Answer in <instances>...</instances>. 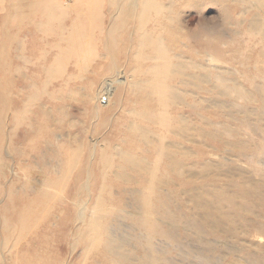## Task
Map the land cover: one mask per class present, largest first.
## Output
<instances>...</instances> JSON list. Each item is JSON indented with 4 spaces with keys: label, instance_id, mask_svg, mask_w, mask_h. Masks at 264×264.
<instances>
[{
    "label": "rangeland",
    "instance_id": "obj_1",
    "mask_svg": "<svg viewBox=\"0 0 264 264\" xmlns=\"http://www.w3.org/2000/svg\"><path fill=\"white\" fill-rule=\"evenodd\" d=\"M127 3L128 0H111L110 2L109 0H92V2L91 0H0V141L2 143H0V159L2 160L0 161V264H13L14 261L16 264H149L148 261L151 256L155 259L158 258L157 260L159 261L157 262L159 264H264V242H262L264 241V238H262L264 237V206H262V204L264 205V189H261L264 188V0H139L137 9H140L138 12L128 9ZM69 4L72 5L70 6ZM143 8L147 9L145 16L146 23L144 24L146 27L143 30H137V25H135L133 28L131 26L126 29V22H132L134 19L137 20V16L141 15ZM148 10L151 12H148ZM101 13L102 16L100 15ZM18 14L19 16H17ZM100 16L102 17L100 19L101 22L99 21ZM91 18L92 20H90ZM119 20L121 21L119 22ZM124 21L126 22L124 23ZM123 23L124 30L121 29ZM83 24L85 27H82ZM91 27L95 28L91 29ZM83 28L85 31H83ZM109 29H114L115 31H109ZM73 30H77V32H72ZM107 32H109V38L107 37ZM80 33H84L85 35ZM158 36L160 37L159 39ZM177 40L181 42L179 43ZM114 42L117 43L114 44ZM80 43L81 45H79ZM84 45L85 47H83ZM132 49H136L135 52ZM152 50L153 52H151ZM138 51L141 52L139 53ZM209 54L215 56L221 64H211L208 61ZM66 56L69 57L67 58ZM163 56L167 61L163 59ZM182 57L183 59H181ZM78 58L79 60H77ZM113 59H116L118 62L120 61L122 65L121 69L125 83H116L113 89L114 93L112 92L110 94L111 97L109 96L108 101L105 103L103 100L101 101L102 95L99 96L98 89L105 78L107 80V78L112 76L113 72L110 70V63H113ZM179 59L184 61L182 62ZM192 59L195 66L192 65ZM139 61H142V65ZM168 61L172 62L171 66L166 64ZM88 62L90 63L88 64ZM160 63L165 65L162 64L163 66H160ZM199 63L203 65V68H201L202 66ZM182 66L185 67V70ZM152 67L156 68L153 69ZM162 67H166V69H162ZM159 68L160 71H157ZM142 69L146 71L142 73ZM169 69L171 70L168 71ZM177 69H179V72L176 71ZM164 70H167V72L165 71L166 73H163ZM183 71L184 73L182 75L181 72ZM152 72L156 73V77L160 75V80H156ZM179 73L181 76H179ZM151 75L153 80L150 78ZM188 75L190 79L186 78V76L189 77ZM205 76L207 79H210V82H208L209 80ZM143 77L145 78L143 79ZM218 77L222 78V81ZM216 79L218 80L216 81ZM156 81H160V85L157 82L160 86L157 85L160 88L159 90L155 86ZM162 81L165 82L162 84ZM220 81L223 83H219ZM130 82L134 84H130ZM183 82L184 84H182ZM195 83H197L196 86ZM216 83L218 84L216 85ZM238 83L242 84L243 87L240 84L242 88L234 85ZM134 85L138 89L136 87L134 88ZM163 85H167L164 87L166 89H161ZM225 85L228 88H225ZM152 86L156 87V90L160 92L153 90L155 88ZM174 86L177 87V91ZM247 88L248 91L252 88L251 90L253 91L250 92L254 95L251 93V96ZM261 88L263 93H261ZM168 89L170 92L166 91ZM171 89L176 91H174L176 95L171 94ZM179 89L180 96L177 94ZM214 89L217 90L215 91ZM228 89L233 93L231 94ZM234 89H238L239 91L237 90V92ZM133 90H136L137 93ZM162 90L165 92L167 96L165 98L168 100L164 98V93L161 94ZM155 93L160 94L157 95ZM234 93L237 96H234ZM150 95H152V99L149 98ZM170 95L176 96V98L174 97V103L172 100L170 101L172 99ZM240 95L243 98H240ZM155 96L158 101L154 98ZM236 97H239V99L237 100ZM243 99L244 101H242ZM138 100L139 102H137ZM212 100L215 102H212ZM163 101L165 102L162 103V106H159ZM248 101L250 102L248 103ZM152 102L155 103L154 106ZM236 104L237 107L235 108ZM156 106H159V108H156ZM143 108L148 110H144ZM224 108L226 109L224 110ZM134 109L137 111L132 116L130 114H133ZM152 110L153 113L156 112L154 113L156 116L150 113ZM223 111L225 112L223 113ZM162 112H165V116H168L170 113V116H168L170 120L165 116L163 117ZM245 112L246 114H244ZM219 113L221 117L218 115ZM178 114L182 118L188 117L185 118L186 122L184 121L187 128L190 129L192 127L194 129L193 125L197 126L195 127L196 130L192 129L193 132L195 131L194 133L191 132V129H186L183 126L184 124L181 125L177 121L180 118ZM157 115H159V121L156 120ZM140 116L143 118L146 116L145 118L147 119H143ZM152 116L154 121L151 120ZM171 116L173 117L171 118ZM195 117L197 118L195 119ZM173 118L174 121H172ZM192 119H195L194 123H192ZM160 120H162L161 124H158ZM204 120L209 125L205 124ZM190 121H192L191 125H189ZM163 124L164 126H162ZM171 125L174 126L171 127ZM176 125L178 128H173ZM228 125H230V128H227L229 127ZM169 127H171L170 130L168 129ZM109 129L111 131H108ZM199 130L201 133L198 132ZM163 131L167 133L165 134ZM205 132L206 134H204ZM210 133H212V137L209 136ZM131 134L132 136H130ZM182 136H187L186 140ZM128 137L129 139H126ZM243 137L245 140H243ZM162 139L166 141L164 140L163 142ZM108 140L109 144L106 142ZM92 142L93 145H91ZM106 146L110 147L108 148ZM182 146L184 150L181 151ZM146 147L148 149L144 150ZM248 147L252 148L249 149ZM204 150L205 153L203 155ZM188 152H191V154L188 155ZM236 152L238 153V158L235 156L237 154ZM157 153L160 154L158 155ZM127 158L128 161L126 160ZM243 158L245 159L244 162L242 160ZM240 159L242 161H239ZM130 160H133L135 166L129 162ZM136 160L138 161L137 163H135ZM127 162L128 164H126ZM217 162L218 164L221 163L222 167L220 164H217L218 167H214ZM231 165L235 166L231 167ZM140 166L141 169H138ZM210 166L212 167L210 168ZM228 167L234 169L230 170ZM142 168L144 171H142ZM217 169H220V173H225L220 175ZM228 171L231 172L229 173ZM237 172L241 174L239 175L243 179L238 174L236 175ZM64 173L65 176H63ZM117 173H120V176ZM212 173V176L216 175L217 177L211 178ZM139 174L142 175L140 176ZM156 174L158 175L157 178L155 177L157 176ZM207 175L208 177H206ZM190 176L192 180H189ZM62 177L63 183L61 184ZM122 178L124 179L122 180ZM150 179H153L151 180L152 183ZM194 179L198 180L195 181ZM184 180L187 181L185 182ZM58 181L60 183H56ZM245 181L247 182L245 183L247 186H244L245 184L243 182ZM249 181L254 184L249 183ZM203 183L204 185L201 186ZM255 183L261 184L260 186L263 184V187ZM197 185L200 190H198ZM214 185L218 186L215 187ZM254 187L256 189H253ZM213 189L217 191L221 190L222 193L226 192L225 194L229 196H235V200L228 199L229 201L224 200L222 202V207L225 206L223 210L227 214L224 215L225 217L219 211L217 213L214 211L216 204H218L216 203L218 196H216L217 191L215 190V192ZM210 191L211 193H209ZM173 192L175 193L172 194ZM239 192H243L244 195H241ZM13 193L14 196H12ZM179 194L181 195L179 196ZM14 197L15 199L13 201L11 198ZM159 197L162 198L160 199ZM176 198L182 200H177ZM256 198L258 200H255ZM259 198L261 199L259 200ZM212 199L216 201L213 202ZM9 200H11V204ZM30 201L31 203H28ZM140 201L142 202L140 203ZM154 202L156 203V206H154L156 209L153 207V204L155 205ZM160 202H163V207ZM207 202H212V205L214 203L216 204L212 206ZM234 202H239L244 209H241L242 206L239 207ZM242 202L246 203L243 205ZM22 203L24 204L21 205ZM49 203L51 206H48L50 205ZM147 205L154 213L152 212L151 214V211L147 209ZM207 205L209 206L206 207ZM21 206L23 207V211L20 210L22 208ZM27 206L30 208H27ZM165 206L166 210L169 209L172 212L176 210L174 213L170 211L164 212ZM5 207H8L9 210ZM47 207H49L48 210L46 209ZM37 208L41 210L38 211ZM142 208L147 210H142ZM183 209L185 214H183ZM235 209L238 210V212L236 211L237 213H234ZM3 210H6L5 213ZM24 211L27 212L26 217ZM159 211L162 213L159 214ZM79 212L83 214L81 220L79 218L81 213ZM101 213L103 215L102 219L99 220L102 226L101 231L107 232L118 243L121 252L122 250L124 251L122 254L125 253V256H127L125 257V259L128 258L127 261L123 258V255L120 258L115 255L113 256L105 250L104 242L107 237L102 232L98 233L95 242H99L96 243V246L91 245L94 242L87 244V237L90 239V234H93L91 233L92 231L88 233L85 229L88 226V221L92 220L93 216ZM165 213L170 214H166L167 216H165ZM245 213L248 214L246 215ZM34 214L37 216H34ZM134 214L139 215L137 217ZM172 214L175 215L173 216ZM178 214L183 215L179 216ZM209 214H212V217ZM214 214L216 217L213 216ZM133 215L136 217H133ZM5 216L10 217L9 219L11 221H8V217L6 218ZM209 217L214 222H210L208 220ZM217 217H219L218 219L220 221L216 219ZM240 217L243 219L241 220ZM201 218L207 220L203 221ZM139 221L142 225H139ZM142 221L144 222L142 223ZM217 221L218 223H216ZM249 221L253 224L251 225ZM7 222H10L11 225ZM151 223L156 226L155 229L158 232L162 229L167 235L164 232L162 234L161 231L159 233L155 231L154 234L153 231L146 228ZM199 223L201 224L200 227ZM247 223L248 225L246 227ZM145 224L146 226H143ZM19 225L21 230L19 229ZM37 225L39 226L38 228ZM234 225H240L242 229L239 226H237V229ZM232 226L236 231L232 230ZM8 229L9 231H7ZM148 230L149 232H146ZM151 232L152 235H150ZM11 233L12 235L10 236ZM17 238L18 240H16ZM17 241L18 243H16ZM149 242H151V246H149ZM18 254L20 255L18 256ZM117 260L119 262H116ZM157 262L155 261L156 264H158Z\"/></svg>",
    "mask_w": 264,
    "mask_h": 264
},
{
    "label": "bare ground",
    "instance_id": "obj_2",
    "mask_svg": "<svg viewBox=\"0 0 264 264\" xmlns=\"http://www.w3.org/2000/svg\"><path fill=\"white\" fill-rule=\"evenodd\" d=\"M66 1H67V0H66ZM98 1H100V0H98ZM110 1H111V0H109V2H110ZM112 1H113V0H112ZM143 1H144V0H143ZM91 2H92V0H91ZM121 2H122V1H121ZM138 2H139V0H128V3H127V4H128V9H130V10L132 9L133 11H135V12L137 11V12H138V10L140 9V8L137 9V7H138ZM66 3H67V2H66ZM155 3H156V2H155ZM159 3H160V2H159ZM190 3H192V2H190ZM44 4H45V3H44ZM90 4H91V3H90ZM65 5H66V4H65ZM69 5H70V4H69ZM71 5H72V4H71ZM71 5H70V6H71ZM90 6H91V5H90ZM94 6H95V5H94ZM98 6H99V4H98ZM100 6H101V5H100ZM145 6H146V5H145ZM85 7H86V6H85ZM105 7H106V6H105ZM107 7H108V6H107ZM164 7H165V6H164ZM183 7H184V6H183ZM74 8H75V7H74ZM92 8H93V7H92ZM108 8H109V7H108ZM145 8H146V7H145ZM90 9H91V7H90ZM43 10H45V9H43ZM79 10H80V9H79ZM100 10H101V9H100ZM100 10H99V11H100ZM115 10H116V9H115ZM118 10H119V9H118ZM80 11H81V10H80ZM90 11H91V10H90ZM90 11H87V12H90ZM45 12H46V11H45ZM73 12H74V11H73ZM148 12H151V11L148 10ZM39 13H40V12H39ZM110 13H111V12H110ZM146 13H147V9H144V8H143V11H142L141 15H140V16H137V20L134 19V21H132V22H130V21H127V22L124 21V23L126 22V29H127L128 27L130 28L131 26H132V28H133V27H135V25H137V27H136L137 30H138V29L143 30L144 27H146V26H144V24L146 23V21H145V20H146V19H145ZM45 14H46V13H45ZM95 14H96V13H95ZM116 14H117V13H116ZM148 14H149V13H148ZM148 14H147V16H148ZM180 14H181V13H180ZM86 15H87V14H86ZM90 15H91V13H90ZM100 15L102 16V13H101ZM108 15H109V14H108ZM108 15H107V16H108ZM113 15H114V14H113ZM17 16H19V14H18ZM22 16H23V15H22ZM81 16H82V14H81ZM101 16H100V18L98 17V18H99V21H100V19L102 18ZM110 16H111V15H110ZM120 16H121V15H120ZM179 16H180V15H179ZM38 17H39V16H38ZM74 17H75V15H74ZM90 17H92V16H90ZM113 17H114V16H113ZM18 18H19V17H18ZM114 18H115V17H114ZM169 18H170V17H169ZM108 19H109V18H108ZM112 19H113V18H112ZM19 20H20V19H19ZM19 20H17V21H19ZM90 20H92V18H91ZM114 20H116V19H114ZM86 21H87V20H86ZM107 21H108V20H107ZM120 21H121V20H119V22H120ZM100 22H101V21H100ZM111 22L113 23V21H111ZM115 22H116V21H115ZM56 23H57V22H56ZM75 23H76V22H75ZM91 23H92V22H91ZM91 23H90V25H91ZM94 23H95V21H94ZM97 23H98V22H97ZM124 23H123V25H122V27H121L122 30H124ZM76 24H77V23H76ZM85 24H86V23H85ZM100 24H101V23H100ZM110 24H111V23H110ZM110 24H109V25H110ZM48 25H49V24H48ZM72 25H73V24H72ZM95 25H96V24H95ZM113 25H115V24L113 23ZM80 26H81V25H80ZM86 26H87V25H86ZM42 27H43V25H42ZM82 27H85L84 24H83ZM82 27H81V28H82ZM98 27H99V26H98ZM70 28H72V27H70ZM77 28H78V27H77ZM81 28H80V29H81ZM94 28H95V27H94ZM94 28L91 27V29H94ZM110 28H112V27H110ZM114 28H115V27H114ZM117 28H118V27H117ZM162 28H163V27H162ZM152 29H153V28H152ZM81 30H82V29H81ZM107 30H108V29H107ZM110 30H114V29H109V31H110ZM137 30H136V32H137ZM65 31H66V30H65ZM74 31H75V30H73L72 32H74ZM83 31H85L84 28H83ZM90 31H91V30H90ZM93 31H94V30H93ZM98 31H99V29H98ZM114 31H115V30H114ZM72 32H71V33H72ZM76 32H77V30L75 31V33H76ZM104 32H105V31H104ZM112 32H113V31H112ZM112 32H111V34H112ZM139 32H140V31H139ZM89 33H90V32H89ZM108 33H109V32L106 33V34H107V37L109 36ZM68 34H69V33H68ZM80 34H84V33H80ZM86 34H87V33H86ZM99 34H101V33H99ZM173 34H174V33H173ZM180 34H181V33H180ZM73 35H74V34H73ZM84 35H85V34H84ZM136 35H138V34H136ZM149 35H151V34L149 33ZM81 36H82V35H81ZM155 36H156V34H155ZM159 36H160V35H159ZM159 36H158V39L161 37V36H160V37H159ZM58 37H59V36H58ZM111 37H112V36H111ZM137 37H138V36H137ZM144 37H145V36H144ZM96 38H97V37H96ZM104 38H105V37H104ZM108 38H109V37H108ZM148 38H149V37H148ZM162 38H163V37H162ZM58 39H59V38H58ZM145 39H146V38H145ZM67 40H68V39H67ZM80 40H82V39H80ZM83 40H84V39H83ZM112 40H114V39L112 38ZM148 40H149V39H148ZM87 41H88V40H87ZM97 41H99V40H97ZM106 41H107V40H106ZM177 41H179V40H177ZM77 42H78V41H77ZM109 42H110V41H109ZM139 42H140V41H139ZM161 42H162V41H161ZM180 42H181V41H179V43H180ZM84 43H86V42H84ZM112 43H113V42H112ZM115 43H117V42H114V44H115ZM87 44H88V43H87ZM98 44H99V43H98ZM137 44H138V43H137ZM149 44H150V43H149ZM67 45H68V44H67ZM75 45H78V44H75ZM79 45H81V43H80ZM86 46H87V45H86ZM93 46H94V45H93ZM93 46H92V47H93ZM113 46H114V45H113ZM113 46H112V47H113ZM135 46H136V45H135ZM141 46H142V45H141ZM146 46H147V44H146ZM151 46H152V45H151ZM162 46H163V45H162ZM75 47H76V46H75ZM83 47H85V45H84ZM136 47H138V46H136ZM144 47H145V44H144ZM153 47H154V46H153ZM59 48H60V47H59ZM68 48H69V47H68ZM90 48H91V46H90ZM93 48H95V47H93ZM134 48H135V47H134ZM134 48H133V49H134ZM166 48H167V47H166ZM74 49H76V48H74ZM82 49H83V48H82ZM133 49H132V50H133ZM143 49H144V48H143ZM145 49H146V47H145ZM91 50H93V49H91ZM100 50H101V49H100ZM106 50H107V49H106ZM113 50H114V49H113ZM135 50H136V49H135ZM135 50H133V52H135ZM155 50H156V49H155ZM170 50H171V49H170ZM66 51H67V49H66ZM82 51H83V50H82ZM87 51H88V49H87ZM110 51H111V50H110ZM162 51H163V50H162ZM171 51H172V50H171ZM64 52H65V51H64ZM70 52H71V51H70ZM99 52H102V51H99ZM136 52H137V51H136ZM138 52H139V51H138ZM140 52H141V51H140ZM140 52H139V53H140ZM151 52H153V50H152ZM155 52H157V51H155ZM165 52H166V51H165ZM65 53H66V52H65ZM148 53H149V52H148ZM161 53H162V52H161ZM72 54H73V53H72ZM72 54H71V55H72ZM107 54H108V53H107ZM141 54H142V53H141ZM150 54H151V53H150ZM159 54H160V53H159ZM164 54H165V53H164ZM51 55H52V54H51ZM80 55H81V53H80ZM156 55H157V54H156ZM161 55H163V54H161ZM166 55H167V54H166ZM180 55H181V54H180ZM183 55H184V54H183ZM183 55H182V56H183ZM103 56H104V55H103ZM144 56L146 57V55H144ZM148 56H149V55H148ZM151 56L153 57V55H151ZM164 56H165V55H164ZM164 56H163V59H164ZM172 56H173V55H172ZM176 56H177V54H176ZM66 57H67V56H66ZM68 57H69V56H68ZM68 57H67V58H68ZM79 57H80V56H79ZM87 57H88V56H87ZM107 57H108V56H107ZM130 57H131V56H130ZM132 57H133V56H132ZM184 57H185V56H184ZM208 57H209V60H208V61H209L211 64H213V65L221 64V62H220L215 56L209 54ZM67 58H66V59H67ZM72 58H73V57H72ZM76 58H77V56H76ZM98 58H99V57H98ZM102 58H103V57H102ZM102 58H101V59H102ZM168 58H169V57H168ZM177 58H178V56H177ZM188 58H189V57H188ZM130 59H131V58H130ZM134 59H135V58H134ZM134 59H132V60H134ZM146 59H147V58H146ZM154 59H155V54H154ZM154 59H153V61H154ZM160 59H161V58H160ZM160 59H159V60H160ZM181 59H183V57H182ZM63 60H64V58H63ZM77 60H79V58H78ZM85 60H86V59H85ZM87 60L89 61V59H87ZM107 60H109V59H107ZM151 60H152V59H151ZM164 60H166V59H164ZM176 60H177V59H176ZM179 60H180V59H179ZM116 61H117L116 59H113V63H110V66H111V69H110V70L113 72V73H112V76H111L110 78H107V80H106V78H105V80L103 81L102 85H101L100 88L98 89V92L100 93L99 96L102 95V96H101V101L103 100L105 103L108 101L110 94L114 91V90H113V89H114V85H116V83H117V84H124V83H125V80L123 79L122 69H121V66H122V65L120 64V61H119V62H118V61L116 62ZM146 61H147V60H146ZM166 61H167V60H166ZM180 61H182V60H180ZM180 61H179V62H180ZM183 61H184V60H183ZM183 61H182V62H183ZM197 61H198V60H197ZM199 61H200V60H199ZM206 61H207V60H206ZM222 61H223V60H222ZM135 62H136V60H135ZM139 62H140V61H139ZM141 62H142V61H141ZM141 62H140V63H141ZM147 62H148V61H147ZM155 62H156V61H155ZM164 62H165V61H164ZM168 62H169V61H168ZM168 62H167L166 64L171 66V63H172V62L170 61L169 64H168ZM182 62H180V63H182ZM77 63H78V62H77ZM82 63H83V62H82ZM89 63H90V62H88V64H89ZM150 63H151V62H150ZM158 63H159V62H158ZM185 63H187V62H185ZM190 63H191V60H190ZM192 63H193L192 65L195 66V65H194V61H193V59H192ZM196 63H197V62H196ZM79 64H80V63H79ZM131 64H132V63H131ZM162 64H163V63H162ZM162 64L160 63V66H161ZM174 64H175V63H174ZM177 64H178V63H177ZM202 64H204V63H202ZM224 64H225V62H224ZM63 65H64V64H63ZM81 65H82V64H81ZM108 65H109V64H108ZM132 65H133V64H132ZM134 65H135V63H134ZM136 65H137V64H136ZM141 65H142V63H141ZM149 65H150V64H149ZM163 65H165V64H163ZM163 65H162V66H163ZM181 65H182V64H181ZM181 65H180V67H181ZM183 65H184V64H183ZM192 65H190V66L193 67ZM197 65H198V64H197ZM199 65L202 66L201 68H203V65H201L200 63H199ZM199 65H198V66H199ZM209 65H210V64H209ZM77 66H79V65H77ZM138 66H139V65H138ZM151 66H154V65H151ZM155 66H156V64H155ZM157 66H158V64H157ZM178 66H179V65H178ZM200 66H199V67H200ZM205 66H206V65H205ZM56 67H57V66H56ZM63 67H64V66H63ZM80 67H81V66H80ZM158 67H159V66H158ZM182 67H184V66H182ZM212 67H213V66H212ZM84 68H85V67H84ZM84 68H83V69H84ZM109 68H110V67H109ZM152 68L154 69V68H156V67H152ZM160 68H161V67H160ZM160 68H159V70H157V71H160ZM167 68H168V66H167ZM174 68H175V67H174ZM176 68H177V67H176ZM178 68H179V67H178ZM188 68H189V66H188ZM55 69H56V68H55ZM63 69H64V68H63ZM85 69H86V68H85ZM139 69H140V68H139ZM139 69H138V70H139ZM143 69H144V67H143ZM143 69H142V73H144V72L146 71V70L144 71ZM146 69H147V67H146ZM157 69H158V68H157ZM162 69H166V67H165V68L162 67ZM162 69H161V70H162ZM171 69H172V68H171ZM171 69H169L168 71H170ZM190 69H192V68H190ZM110 70H109V71H110ZM130 70H131V69H130ZM149 70H150V67H149ZM174 70H175V69H174ZM184 70H185V67H184ZM192 70H193V69H192ZM109 71H108V72H109ZM143 71H144V72H143ZM155 71H156V70H155ZM157 71H156V72H157ZM165 71L167 72V70H164L163 73H166ZM176 71L179 72V69H177ZM193 71H194V70H193ZM220 71H221V70H220ZM60 72H61V71H60ZM131 72H132V71H131ZM140 72H141V70H140ZM140 72H139V73H140ZM161 72H162V71H161ZM172 72H173V71H172ZM222 72H223V71H222ZM52 73H53V72H52ZM135 73H136V72H135ZM149 73H150V72H149ZM152 73H153V72H152ZM158 73H160V72H158ZM173 73H175V72H173ZM181 73H182V75H183L184 71L181 72ZM217 73H218V72H217ZM153 74H154V76L156 77V75H155L156 73H153ZM153 74H152V75H153ZM175 74H176V73H175ZM194 74H195V73H194ZM108 75H109V74H108ZM133 75H134V74H133ZM141 75H144V74H141ZM145 75H146V74H145ZM145 75H144V76H145ZM152 75H151L150 78H152ZM157 75H158V74H157ZM161 75H162V73H161ZM166 75L168 76V74H166ZM169 75H170V74H169ZM189 75H190V74H189ZM189 75H188V76H189ZM212 75H213V74H212ZM219 75H220V74H219ZM222 75H223V74H222ZM228 75H229V74H228ZM106 76H107V75H106ZM113 76H114V77H113ZM159 76H160V75H159ZM159 76L156 77L155 79H156V80H157V79L160 80V79H159ZM179 76H181L180 73H179ZM128 77H129V76H128ZM140 77H141V76H140ZM161 77H162V76H161ZM163 77H166V76H163ZM182 77H183V76H182ZM205 77H206V76H205ZM133 78H135V77H133ZM133 78H132V80H133ZM144 78H145V77H143V79H144ZM146 78H147V77H146ZM171 78H172V77H171ZM186 78H187V79H188V78L190 79V76H189V77L186 76ZM186 78H184V79H186ZM218 78H219V77H218ZM169 79H170V78H169ZM181 79H182V78H181ZM187 79H186V80H187ZM206 79H207V77H206ZM219 79L222 81V78H219ZM262 79H263V78H262ZM146 80H147V79H146ZM152 80H153V78H152ZM161 80H162V79H161ZM170 80H171V79H170ZM207 80H209L208 82H210V79H207ZM217 80H218V79H216V81H217ZM141 81H142V80H141ZM150 81H151V80H150ZM154 81H155V80H154ZM182 81H183V80H182ZM221 81H220L219 83H223V82H221ZM228 81H229V80H228ZM137 82H138V81H137ZM147 82H148V81H147ZM152 82H153V81H152ZM157 82H158V81H156V84H155V83H153V84H155V86H157L158 83H159V85H160V81H159L158 83H157ZM164 82H165V81H162V84H163ZM180 82H181V80H180ZM185 82H186V81H185ZM187 82H188V80H187ZM202 82H203V81H202ZM232 82H233V81H232ZM236 82H237V81H236ZM143 83H144V82H143ZM172 83H173V82H172ZM178 83H179V82H178ZM198 83H199V81H198ZM206 83H207V82H206ZM130 84H134V83H133V82H132V83L130 82ZM162 84H161V85H162ZM165 84H166V83H165ZM180 84H181V83H180ZM182 84H184V82H183ZM196 84H197V83H195V86H196ZM214 84H215V83H214ZM217 84H218V83H216V85H217ZM239 84H240V83H238V84H234V85H235V86L238 85L239 87H241V86L243 87L242 84H240L241 86H240ZM252 84H253V83H252ZM139 85H140V84H139ZM142 85H143V84H142ZM144 85H145V84H144ZM159 85H158V86H159ZM173 85H174V84H173ZM216 85H214V86L216 87ZM227 85H229V84H227ZM227 85H225V86H226L225 88H228ZM231 85H232V84H231ZM158 86H157V89L159 90L160 88H158ZM166 86H167V85H166ZM166 86L163 85V88H161V89H166V88H164V87H166ZM200 86H201V83H200ZM207 86H208V85H207ZM211 86H212V85H211ZM211 86H210V87H211ZM229 86H230V85H229ZM245 86H246V85H245ZM254 86H255V83H254ZM127 87H128V86H127ZM135 87H136V86L134 85V88H135ZM141 87H142V86H141ZM141 87H140V89H141ZM145 87H146V86H145ZM149 87H150V86H149ZM152 87L155 88V89H153V90H156V87H154V86H152ZM159 87H160V86H159ZM161 87H162V86H161ZM168 87H171V86H168ZM172 87H173V86H172ZM174 87H175V89L177 88L176 86H174ZM198 87H199V86H198ZM198 87H197V88H198ZM201 87H202V86H201ZM217 87H218V86H217ZM242 87H241V88H242ZM263 87H264V86H263ZM134 88H133V89H134ZM136 88H137V87H136ZM183 88H184V86H183ZM186 88H187V87H186ZM199 88H200V87H199ZM211 88H213V87H211ZM231 88H232V87H231ZM241 88H240V90H242ZM252 88H253V87H252ZM252 88H251V89H252ZM256 88H257V87H256ZM258 88H259V86H258ZM137 89H138V88H137ZM137 89H136V90H137ZM150 89H151V88H150ZM169 89H170V88H169ZM169 89L166 90V91L168 92ZM172 89H173V88H172ZM172 89H171V94H174V91H175V90L173 91ZM200 89H201V88H200ZM202 89H203V87H202ZM217 89H218V88H217ZM217 89H216V90H217ZM244 89H245V87H244ZM251 89H250V91H253V90H251ZM130 90H132V89H130ZM136 90H135V91H136ZM153 90H152V91H153ZM158 90H156V92H157ZM214 90H215V89H214ZM216 90H215V91H216ZM234 90L237 91L238 89H237V90L234 89ZM125 91H126V90H125ZM127 91H128V90H127ZM133 91H134V90H133ZM135 91H134V92H135ZM140 91H141V90H140ZM144 91H145V89H144ZM176 91H177V89H176ZM176 91H175V92H176ZM181 91H182V90H181ZM207 91H208V90H207ZM228 91H229V89H228ZM232 91H233V90H232ZM238 91H239V90H238ZM238 91H237V92H238ZM247 91H248V88H247ZM247 91H246V93H247ZM250 91H248V93L251 94L252 92H250ZM255 91H256V90H255ZM40 92H41V91H40ZM141 92H142V91H141ZM154 92H155V91H154ZM158 92H160V91H158ZM161 92H162L161 94L164 93V98H165V96H166V95H165V92H163V90H162ZM167 92H166V93H167ZM169 92H170V91H169ZM179 92H180V89L178 90V93H177V94H179ZM182 92L184 93V91H182ZM229 92H231V90H230ZM113 93H114V92H113ZM136 93H137V91H136ZM138 93H139V92H138ZM145 93H146V92H145ZM214 93H215V92H214ZM223 93H224V92H223ZM232 93H233V92H231V94H232ZM235 93H236V92H235ZM235 93H234V96H237V94H235ZM248 93H247V94H248ZM261 93H263L262 88H261ZM30 94H31V93H30ZM128 94L131 95L129 92H128ZM132 94H133V93H132ZM147 94H148V93H147ZM151 94H152V93H151ZM155 94H157V93H155ZM158 94H160V93H158ZM158 94H157V95H158ZM167 94H168V93H167ZM185 94H186V92H185ZM185 94H184V95H185ZM206 94H207V93H206ZM231 94H230V96H232ZM239 94H240V93H239ZM252 94H253V93H252ZM252 94H251V96H252ZM126 95H127V94H126ZM134 95H135V94H134ZM174 95H176V93H175ZM184 95H183V96H184ZM218 95H219V94H218ZM245 95H246V94H245ZM245 95H244V96H245ZM248 95H249V94H248ZM248 95H247V96H248ZM253 95H254V94H253ZM262 95H263V94H262ZM117 96H118V95H117ZM127 96H128V95H127ZM136 96H137V95H136ZM160 96H161V95H160ZM170 96H172V95H170ZM179 96H180V94H179ZM181 96H182V95H181ZM212 96H213V95H212ZM110 97H111V96H110ZM129 97H131V96H129ZM141 97H143V96H141ZM158 97H159V96H158ZM158 97H157V98H158ZM174 97L176 98V96H172V99H170V101L172 100L173 103H174ZM136 98H137V97H136ZM138 98H139V96H138ZM143 98H145V97H143ZM149 98L152 99V95H150ZM149 98H148V100H150ZM154 98L156 99V96H155ZM162 98H163V97H162ZM162 98H160V99H162ZM166 98H167V96H166ZM166 98H165V99H166ZM168 98H169V97H168ZM170 98H171V97H170ZM181 98H183V97H181ZM214 98H215V96H214ZM222 98H223V97H222ZM232 98H233V97H232ZM236 98H237V97H236ZM240 98H243V97H241V95H240ZM254 98H255V97H254ZM254 98H253V99H254ZM113 99H114V98H113ZM124 99H125V98H124ZM145 99H146V98H145ZM158 99H159V98H158ZM238 99H239V97L237 98V100H238ZM132 100H134V99H132ZM139 100H140V98H139ZM139 100H138L137 102H139ZM148 100H147V102H148ZM156 100H157V99H156ZM156 100H155V102L158 101V100H157V101H156ZM166 100H168V99H166ZM214 100H215V99H214ZM226 100H228V99H226ZM245 100H246V99H245ZM256 100H257V99H256ZM183 101H184V100H183ZM205 101H206V100H205ZM229 101H230V100H229ZM239 101H241V100H239ZM242 101H244V99H243ZM109 102H110V100H109ZM115 102H116V100H115ZM130 102H131V101H130ZM149 102H150V101H149ZM159 102H160V101H159ZM164 102H165V101L161 102V104H160L159 106H162V103H164ZM208 102H210V101H208ZM212 102H215V101L212 100ZM245 102H246V101H245ZM249 102H250V101H248V103H249ZM254 102H255V101H254ZM256 102H258V101H256ZM125 103H127V102H125ZM150 103H151V102H150ZM152 103H153V102H152ZM118 104H119V102H118ZM118 104H117V105H118ZM128 104H129V103H128ZM134 104H135V103H134ZM141 104H142V103H141ZM141 104H140V105H141ZM144 104H145V101H144ZM154 104H155V103H153L152 105L154 106ZM158 104H159V103H158ZM167 104H169V103H167ZM180 104H181V103H180ZM212 104H213V103H212ZM231 104H232V103H231ZM142 105H143V104H142ZM150 105H151V104H150ZM156 105H157V104H156ZM214 105H215V104H214ZM239 105H240V104H239ZM251 105H252V104H251ZM123 106H125V105H123ZM126 106H127V104H126ZM144 106H145V105H144ZM148 106H149V105H148ZM153 106H152V107H153ZM159 106H158V107L156 106V108H159ZM163 106L166 107L165 104H163ZM181 106H182V105H181ZM191 106H192V105H191ZM217 106H218V105H217ZM217 106H216V107H217ZM233 106H234V105H233ZM245 106H246V104H245ZM252 106H253V105H252ZM262 106H263V105H262ZM128 107H129V106H128ZM139 107H140V106H139ZM141 107H142V106H141ZM209 107H210V106H209ZM211 107H212V106H211ZM222 107H223V106H222ZM224 107H225V106H224ZM236 107H237V104L235 105V108H236ZM243 107H244V106H243ZM250 107H251V106H250ZM39 108H40V107H39ZM120 108H121V107H120ZM124 108H125V107H124ZM129 108H130V107H129ZM134 108H135V107H134ZM144 108H146V107H144ZM144 108H143V109H144ZM147 108H148V107H147ZM168 108H169V107H168ZM217 108H220V107H217ZM244 108H245V107H244ZM127 109H128V108H127ZM151 109H152V108H151ZM173 109H174V108H173ZM221 109H222V108H221ZM225 109H226V108H224V110H225ZM254 109H256V108H254ZM254 109H253V110H254ZM41 110H42V108H41ZM118 110H119V109H118ZM144 110H148V109H144ZM153 110H154V108H153ZM153 110H152V112H150V113H153ZM165 110H166V108H165ZM216 110H217V109H216ZM218 110H219V109H218ZM222 110H223V109H222ZM253 110H251V111H253ZM122 111H124V110H122ZM122 111H121V112H122ZM136 111H137V110H136ZM136 111H135V109H134L133 114H130V115L133 116V115H134V112H136ZM138 111H139V110H138ZM154 111H156V109H155ZM161 111H163V110H161ZM167 111H168V110H167ZM220 111H221V110H220ZM5 112H6V110H5ZM125 112H126V111H125ZM129 112H132V111H129ZM143 112H146V111H143ZM143 112H142V113H143ZM157 112H158V111H157ZM159 112H160V111H159ZM186 112H187V111H186ZM213 112H215V111L213 110ZM224 112H225V111H223V113H224ZM236 112H237V111H236ZM89 113H90V112H89ZM146 113H147V112H146ZM154 113H156V112H154ZM154 113H153V114H154ZM162 113H163V114H162ZM162 113H160V114H162L163 117H164L166 114H164L165 112H162ZM217 113H218V112H217ZM229 113H230V111H229ZM240 113H242V112L240 111ZM240 113H239V114H240ZM111 114H112V113H111ZM122 114H123V112H122ZM157 114H158V113H157ZM167 114H168V112H167ZM227 114H228V113H227ZM244 114H246V112H245ZM118 115H119V114H118ZM135 115H136V114H135ZM140 115H141V114H140ZM154 115H155V114H154ZM172 115H173V114H172ZM192 115H193V114H192ZM192 115H191V116H192ZM216 115H217V114H216ZM218 115H220V113H219ZM225 115H226V114H225ZM229 115H230V114H229ZM235 115H236V114H235ZM253 115H254V114H253ZM114 116H115V115H114ZM141 116H143V115H141ZM141 116H140V117H141ZM155 116H156V115H155ZM158 116H159V115H157V119H156V120H158ZM168 116H170V113L168 114ZM168 116H165V117L168 118ZM173 116H174V115H173ZM173 116H171V118H172ZM178 116L180 117L179 114H178ZM184 116H185V115H184ZM188 116H189V115H188ZM233 116H234V115H233ZM251 116H252V115H251ZM254 116H255V115H254ZM116 117H119V116H116ZM125 117H126V116H125ZM135 117H136V116H135ZM140 117H139V118H140ZM145 117H146V116H145ZM145 117H144V118H145ZM161 117H162V116H161ZM186 117H187V116H186ZM186 117H183L184 119H183L182 117H180V118H178L177 121H178L181 125L184 124L183 126H185L184 121L186 120V119H185ZM189 117H190V116H189ZM220 117H221V115H220ZM95 118H96V117H95ZM132 118H133V117H132ZM141 118H143V117H141ZM144 118H143V119H144ZM155 118H156V117H155ZM176 118H177V117H176ZM187 118H188V117H187ZM196 118H197V117H195V119H196ZM222 118H223V117H222ZM229 118H230V117H229ZM237 118H238V117H237ZM260 118H261V117H260ZM91 119H92V118H91ZM101 119H102V116H101ZM103 119H104V118H103ZM119 119H120V118H119ZM145 119H147V118H145ZM165 119H166V118H165ZM168 119H169V118H168ZM190 119H191V118H190ZM195 119H194V120H195ZM200 119H201V118H200ZM224 119H225V117H224ZM258 119H259V118H258ZM258 119H257V120H258ZM263 119H264V118H263ZM93 120H94V119H93ZM99 120H100V119H99ZM99 120H97V121H99ZM121 120H122V119H121ZM125 120H127V119H125ZM133 120H135V119H133ZM151 120H153V116H152V119H151ZM151 120H150V121H151ZM162 120H163V119H162ZM162 120H160V122H158V124H161V121H162ZM169 120H170V119H169ZM169 120H168V122H169ZM192 120H193V119H192ZM194 120H193V122L190 121V124H189V125H191V122L194 123ZM219 120H220V118H219ZM219 120H218V121H219ZM235 120H236V119H235ZM261 120H262V118H261ZM101 121H102V120H101ZM153 121H154V120H153ZM158 121H159V120H158ZM172 121H174V118L172 119ZM177 121H175V122H177ZM225 121H226V120H225ZM240 121H241V119H240ZM242 121H243V120H242ZM246 121H247V120H246ZM134 122H135V121H134ZM136 122H137V121H136ZM168 122H167V123H168ZM185 122H186V121H185ZM201 122H202V120H201ZM228 122H229V119H228ZM230 122H231V121H230ZM238 122H239V121H238ZM250 122H251V121H250ZM118 123H119V122H118ZM148 123H150V122H148ZM151 123H152V122H151ZM163 123H164V122H163ZM204 123H205V124H208L205 120H204ZM210 123H211V121H210ZM212 123H213V122H212ZM219 123H220V122H219ZM222 123H223V122H222ZM239 123H240V122H239ZM94 124H95V123H94ZM94 124H93V125H94ZM97 124H98V123H97ZM114 124H115V123H114ZM116 124H117V123H116ZM139 124H140V123H139ZM180 124L178 125V123H177L178 126H180ZM187 124H188V123H187ZM196 124H197V123H196ZM215 124H216V123H215ZM225 124H226V123H225ZM240 124H241V123H240ZM61 125H62V124H61ZM95 125H96V124H95ZM95 125H94V126H95ZM152 125H153V123H152ZM156 125H157V123H156ZM174 125H175V124H174ZM174 125H171V127L174 126ZM177 125H176L175 127H173V128H176V127L178 128ZM198 125H199V124H198ZM208 125H209V124H208ZM213 125H214V124H213ZM262 125H263V124H262ZM98 126H99V125H98ZM108 126H109V125H108ZM153 126H155V124H154ZM153 126H152V127H153ZM158 126H159V125H158ZM162 126H164V124H163ZM162 126H161V127H162ZM169 126H170V125H169ZM214 126H217V125H214ZM228 126H229V127H227V126H226V127H227V128H230V125H228ZM260 126H261V125H260ZM95 127H96V126H95ZM114 127H115V126H114ZM116 127H117V126H116ZM125 127H126V126H125ZM128 127H129V126H128ZM128 127H127V129H128ZM167 127H168V126H167ZM171 127H169L168 129L170 130ZM185 127H186V129H188V130H190V129L192 130V129H193L192 127H191L190 129L187 128V126H185ZM188 127H189V126H188ZM193 127H194V129L196 130L195 127H197V126L193 125ZM222 127H223V126H222ZM255 127H256V126H255ZM106 128H107V127H106ZM106 128H105V129H106ZM118 128H119V127H118ZM173 128H172V130H173ZM183 128H184V127H183ZM220 128H221V127H220ZM231 128H232V127H231ZM91 129H92V128H91ZM98 129H99V128H98ZM105 129H104V130H105ZM112 129H114V128L112 127ZM119 129H120V128H119ZM121 129H122V128H121ZM123 129H124V128H123ZM148 129H149V128H148ZM159 129H161V128H159ZM164 129H165V128H164ZM194 129H193V130H194ZM207 129H208V128H207ZM40 130H41V128H40ZM129 130H130V129H129ZM152 130H154V129H152ZM156 130H158V129H156ZM161 130H162V129H161ZM161 130H160V131H161ZM172 130H171V131H172ZM183 130H184V129H183ZM193 130H192L191 132H193ZM210 130H211V129H210ZM218 130H221V129H218ZM235 130H236V129H235ZM255 130H256V129H255ZM47 131H48V130H47ZM47 131H45V132H47ZM108 131H111V130L109 129ZM138 131H139V130H138ZM142 131L144 132V130H142ZM142 131H141V133H143ZM165 131H166V130H165ZM244 131H245V130H244ZM100 132H101V131H100ZM102 132H103V131H102ZM114 132H115V131H114ZM114 132H112V133H114ZM153 132H154V131H153ZM161 132H162V131H161ZM163 132H164V131H163ZM172 132H173V131H172ZM172 132H171V133H172ZM191 132H190V133H191ZM194 132H195V131H194ZM194 132H193V133H194ZM198 132L201 133L200 130H199ZM40 133H41V132H40ZM42 133H43V132H42ZM48 133H49V132H48ZM90 133H91V132H90ZM117 133H118V131H117ZM131 133H132V132H131ZM154 133H155V132H154ZM159 133H160V132H159ZM164 133H165V132H164ZM164 133H163V134H164ZM166 133H167V132H166ZM166 133H165V134H166ZM173 133H175V132H173ZM193 133H192V135H193ZM202 133H203V132H202ZM43 134H44V133H43ZM49 134H50V133H49ZM96 134H98V133H96ZM107 134H108V133H107ZM110 134H111V133H110ZM110 134H109V135H110ZM115 134H116V133H115ZM121 134H122V133H121ZM144 134H145V133H144ZM165 134H164V135H165ZM175 134H176V133H175ZM175 134H174V135H175ZM204 134H206V132H205ZM208 134H209V133H208ZM211 134H212V133H210L209 136H211ZM213 134H214V133H213ZM221 134H222V132H221ZM231 134H232V133H231ZM244 134H245V133H244ZM244 134H243V135H244ZM256 134H257V133H256ZM46 135H47V133H46ZM46 135H45V136H46ZM98 135H99V134H98ZM118 135L120 136V134H118ZM122 135H123V134H122ZM167 135H169V134H167ZM167 135H166V136H167ZM171 135H172V134H171ZM174 135H173V136H174ZM176 135H178V134H176ZM224 135H225V133H224ZM232 135H233V134H232ZM249 135H250V134H249ZM42 136H43V135H42ZM96 136H97V135H96ZM101 136H102V135H101ZM114 136H115V135H114ZM130 136H132V134H131ZM134 136H135V134H134ZM157 136H158V133H157ZM159 136H160V135H159ZM169 136H170V135H169ZM173 136H171V137H173ZM200 136H202V135H200ZM204 136H205V135H204ZM233 136H234V135H233ZM237 136H238V135H237ZM262 136H263V135H262ZM94 137H95V136H94ZM108 137H109V136H108ZM111 137H112V136H111ZM149 137H150V136H149ZM162 137H164V136L162 135ZM174 137H176V136H174ZM174 137H173V138H174ZM179 137H180V136H179ZM182 137H183V136H182ZM186 137H187V136L183 137V139L185 138V140H186ZM193 137H194V136H193ZM195 137H197V136H195ZM211 137H212V136H211ZM213 137H214V136H213ZM218 137H219V136H218ZM220 137H221V136H220ZM224 137H225V136H224ZM106 138H107V137H106ZM160 138H161V137H160ZM164 138H165V137H164ZM168 138H169V137H168ZM202 138H203V137H202ZM214 138L216 139V137H214ZM221 138H222V137H221ZM230 138H231V137H230ZM243 138H244V137H243ZM95 139H96V138H95ZM126 139H129V137L126 138ZM222 139L224 140V138H222ZM222 139H221V140H222ZM236 139H237V138H236ZM236 139H235V140H236ZM254 139H255V138H254ZM99 140H100V139H99ZM162 140H163V142H164L165 139H162ZM179 140H180V139H179ZM218 140H219V138H218ZM233 140H234V139H233ZM233 140H232V141H233ZM243 140H245V138H244ZM246 140H247V139H246ZM261 140H262V139H261ZM142 141H143V140H142ZM165 141H166V140H165ZM187 141H189V140L187 139ZM191 141H192V140H191ZM193 141H194V140H193ZM236 141H237V140H236ZM248 141H249V140H248ZM106 142H108V144H109V140L106 141ZM112 142H114V141L112 140ZM123 142H124V141H123ZM137 142H138V141H137ZM143 142H144V141H143ZM160 142H161V139H160ZM227 142H229V141H227ZM234 142H235V141H234ZM0 143H1V141H0ZM102 143H103V142H102ZM139 143H140V142H139ZM144 143H145V142H144ZM183 143H185V142L183 141ZM196 143H197V142H196ZM198 143H199V142H198ZM201 143H202V142H201ZM207 143H208V142H207ZM1 144H2V143H1ZM1 144H0V145H1ZM163 144H164V143H163ZM178 144H179V143H178ZM202 144H203V143H202ZM229 144H230V143H229ZM238 144H239V143H238ZM248 144H250V143H248ZM91 145H93V142H92ZM141 145H142V144H141ZM145 145H146V144H145ZM160 145H161V144H160ZM230 145H232V144H230ZM233 145H234V144H233ZM240 145H241V144H240ZM242 145H243V144H242ZM250 145H251V144H250ZM252 145H253V144H252ZM99 146H100V145H99ZM143 146H144V145H143ZM178 146H179V145H178ZM225 146H226V145H225ZM255 146H256V145H255ZM7 147H8V146H7ZM91 147H92V146H91ZM91 147H90V148H91ZM106 147L109 148L110 146H106ZM232 147H233V146H232ZM0 148H1V146H0ZM16 148H17V147H16ZM144 148H145V147H144ZM144 148H143V149H144ZM248 148H249V147H248ZM248 148H247V149H248ZM250 148H252V147H250ZM250 148H249V149H250ZM147 149H148V148L146 147V149H144V150H147ZM228 149H229V148H228ZM17 150H18V149H17ZM113 150H114V149H113ZM115 150H117V149H115ZM141 150H142V148H141ZM170 150H171V149H170ZM182 150H184V149H183V146H182V148H181V151H182ZM229 150H232V149H229ZM240 150H241V149H240ZM251 150H252V149H251ZM0 151H1V149H0ZM150 151H151V150H150ZM157 151H158V150H157ZM181 151H180V152H181ZM185 151L187 152L186 149H185ZM189 151H190V150H189ZM225 151H226V150H225ZM244 151H246V150H244ZM247 151H248V150H247ZM9 152H10V151H9ZM11 152H12V151H11ZM91 152H92V150H91ZM117 152H118V150H117ZM141 152H142V151H141ZM146 152H147V151H146ZM158 152H159V151H158ZM160 152H161V151H160ZM180 152H178V153H180ZM240 152L242 153V151H240ZM240 152H239V153H240ZM0 153H1V152H0ZM16 153H17V152H16ZM118 153H120V152H118ZM121 153H122V151H121ZM176 153H177V152H176ZM195 153L197 154V152H195ZM204 153H205V150H204V152H203V155H204ZM231 153H232V152H231ZM236 153H237V152H236ZM245 153H247V152H245ZM245 153H244V154H245ZM11 154H12V153H11ZM157 154L159 155L160 153H157ZM163 154H164V153H163ZM182 154H183V153H182ZM185 154L187 155V153H185ZM189 154H191V152H188V155H189ZM196 154H194V155H196ZM252 154H253V152H252ZM15 155H16V154H15ZM116 155H117V154H116ZM118 155H119V154H118ZM169 155H170L171 158H173V157L171 156V154H169ZM180 155H181V154H180ZM183 155H184V154H183ZM186 155H185V156H186ZM197 155H198V154H197ZM206 155H207V154H206ZM226 155H227V154H226ZM237 155H238V153L235 155L236 158H238ZM18 156H19V155H18ZM161 156L163 157V155H161ZM230 156H231V155H230ZM235 156L233 155V157H235ZM4 157H5V156H4ZM162 157H161V158H162ZM168 157H169V156H168ZM168 157H167V158H168ZM176 157H177V156H176ZM180 157H181V156H180ZM190 157H191V156H190ZM209 157H210V156H209ZM212 157H213V156H212ZM216 157H217V156H216ZM227 157H229V156H227ZM239 157H240V156H239ZM242 157H243V155H242ZM254 157H255V156H254ZM73 158H74V156H73ZM76 158H78V157H76ZM76 158H75V159H76ZM150 158H151V157H150ZM157 158H158V157H157ZM157 158H156V159H157ZM193 158H194V157H193ZM193 158H192V159H193ZM214 158H215V157H214ZM230 158H231V157H230ZM230 158H229V159H230ZM70 159H72V158H70ZM156 159H155V161H156ZM173 159H174V158H173ZM173 159H172V160H173ZM180 159H181V158H180ZM183 159H185V158H183ZM217 159H218V158H217ZM220 159H221V158H220ZM227 159H228V158H227ZM72 160H73V159H72ZM126 160L128 161V158H127ZM157 160H158V159H157ZM189 160H190V159H189ZM231 160H232V159H231ZM237 160H238V159H237ZM242 160H243V162H244L245 159L243 158ZM242 160L240 159L239 161H242ZM0 161H2V160L0 159ZM67 161H68V160H67ZM73 161H75V160H73ZM73 161H72V163H74ZM95 161H96V160H95ZM134 161H135V160H134ZM158 161H159V160H158ZM246 161H247V159H246ZM98 162H99V160H98ZM98 162H97V163H98ZM129 162L132 163V164L135 166V164L133 163V160H130ZM137 162H138V161L136 160L135 163H137ZM159 162H160V161H159ZM164 162H165V161H164ZM195 162H197V161H195ZM198 162H200V161H198ZM202 162H203V161H202ZM204 162H205V160H204ZM204 162H203V163H204ZM66 163H67V162H66ZM183 163H184V162H183ZM224 163H225V162H224ZM229 163H230V162H229ZM238 163H239V162H238ZM75 164H76V163H75ZM78 164H79V162H78ZM78 164H77V165H78ZM126 164H128V162H127ZM185 164L188 166L187 163H185ZM185 164H184V165H185ZM194 164H195V163H194ZM200 164H201V163H200ZM211 164H212V163H211ZM217 164H218V162L216 163V165H215L214 167H216ZM219 164L221 165V163H219ZM219 164H218V165H219ZM226 164H228V163H226ZM231 164H232V163H231ZM247 164H248V163H247ZM64 165H65V164H64ZM70 165H71V164H70ZM70 165H69V166H70ZM156 165H157V164H156ZM165 165H166V164H165ZM176 165H177V164H176ZM176 165H175V166H176ZM186 165H185V166H186ZM205 165H206V164H205ZM209 165H210V164H209ZM213 165H214V163H213ZM224 165H225V164H224ZM237 165H238V164H237ZM71 166H72V165H71ZM127 166H128V165H127ZM141 166H142V165H141ZM141 166H140L138 169H141ZM151 166H152V165H151ZM157 166H158V165H157ZM171 166H173V165L171 164ZM191 166H192V165H191ZM195 166H196V164H195ZM195 166H194V167H195ZM225 166H227V165H225ZM225 166H224V167H225ZM232 166H235V165H231V167H232ZM249 166H250V165H249ZM252 166H253V165H252ZM73 167H75V165H73ZM129 167H130V165H129ZM136 167H137V166H136ZM143 167H145V166H143ZM162 167H163V166H162ZM165 167H166V166H165ZM188 167H189V166H188ZM211 167H212V166H210V168H211ZM217 167H218V166H217ZM219 167H220V166H219ZM221 167H222V165H221ZM221 167H220V168H221ZM231 167H228V168H230V170H231V169H232ZM253 167H254V166H253ZM62 168H63V167H62ZM81 168H82V167H81ZM145 168H146V167H145ZM159 168H160V167H159ZM172 168H173V167H172ZM190 168H192V167H190ZM199 168H200V167H199ZM208 168H209V167H208ZM57 169H58V168H57ZM142 169H143V168H142ZM163 169H164V168H163ZM183 169H184V168H183ZM221 169H222V168H221ZM233 169H234V168H233ZM233 169H232V170H233ZM109 170H110V169H109ZM114 170H115V169H114ZM136 170H137V168H136ZM152 170H153V169H152ZM170 170H171V169H170ZM217 170H218V169H217ZM219 170H220V169H219ZM219 170H218V172L220 173ZM257 170H258V169H257ZM62 171H63V169H62ZM62 171H60V172H62ZM115 171H116V170H115ZM115 171H114V172H115ZM142 171H144V169H143ZM158 171H160V169H158ZM214 171H215V169H214ZM56 172H57V170H56ZM77 172H78V171H77ZM140 172H141V171H140ZM140 172H139V173H140ZM207 172H208V171H207ZM207 172H205V173H207ZM211 172H212V171H211ZM211 172H210V173H211ZM218 172H217V173H218ZM228 172L230 173L231 171H228ZM90 173H91V172H90ZM166 173H167V172H166ZM169 173H170V172H169ZM184 173H186V172H184ZM187 173H188V172H187ZM202 173H203V172H202ZM224 173H225V172H224ZM224 173H223V174H224ZM232 173H234V172L232 171ZM117 174L119 175L120 173H117ZM121 174H122V172H121ZM136 174H137V173H136ZM152 174H153V173H152ZM164 174H165V173H164ZM189 174H190V173H189ZM208 174H209V173H208ZM215 174H216V173H215ZM221 174H222V173H220V175H221ZM223 174H222V175H223ZM237 174H238V172L236 173V175H237ZM239 174H240V173H239ZM239 174H238V175H239ZM81 175H82V174H81ZM139 175L141 176L142 174H139ZM156 175H157V174H156ZM203 175H204V174H203ZM203 175H201V176H203ZM205 175H206V174H205ZM212 175H213V173L211 174V178L217 177L216 175H214V176H212ZM226 175H227V174H226ZM226 175H225V176H226ZM240 175H241V174H240ZM240 175H239V176H240ZM63 176H65V173H64ZM75 176H76V175H75ZM96 176H97V175H96ZM119 176H120V175H119ZM143 176H144V175H143ZM167 176H168V175H167ZM185 176H186V175H185ZM201 176H200V177H201ZM68 177H69V176H68ZM84 177H85V176H84ZM144 177H145V176H144ZM155 177L157 178L158 175L155 176ZM192 177H193V176H192ZM194 177H195V176H194ZM206 177H208V175H207ZM240 177H241V176H240ZM240 177H238V178H240ZM136 178H137V177H136ZM136 178H135V181H136ZM156 178H155V179H156ZM195 178H197V177H195ZM198 178H199V177H198ZM204 178H205V176H204ZM204 178H202V179H204ZM241 178H242V177H241ZM56 179H57V178H56ZM85 179H86V178H85ZM123 179H124V178H122V180H123ZM137 179H138V178H137ZM145 179H146V178H145ZM161 179H162V177H161ZM184 179H185V178H184ZM187 179H188V178H187ZM190 179L192 180L191 176H190L189 180H190ZM199 179H201V178H199ZM226 179H227V178H226ZM242 179H243V178H242ZM245 179L247 180V178H245ZM67 180H68V178H67ZM87 180H88V179H87ZM151 180H153V179H150V182H151ZM182 180H183V179H182ZM194 180H195V179H194ZM194 180H193V181H194ZM197 180H198V179H196L195 181H197ZM55 181H56V180H55ZM64 181H65V180H64ZM84 181H85V180H84ZM130 181H131V180H130ZM132 181H133V179H132ZM156 181H158V180H156ZM164 181H165V180H164ZM184 181H185V180H184ZM186 181H187V180H186ZM186 181H185V182H186ZM240 181H243V180H240ZM60 182H61V184L63 183V177H62V181H60ZM60 182L58 181V182H56V183H60ZM154 182H155V181H154ZM233 182H234V180H233ZM235 182H236V181H235ZM64 183H65V182H64ZM111 183H112V182H111ZM111 183H110V184H111ZM151 183H152V182H151ZM162 183H164V182H162ZM175 183H176V182H175ZM208 183H209V182H208ZM228 183H229V182H228ZM236 183H237V182H236ZM243 183L245 184V183H247V182L245 181V182H243ZM249 183L254 184L253 182H250V181H249ZM249 183H248V184H249ZM164 184H165V183H164ZM167 184H168V183H167ZM182 184H183V183H182ZM205 184H206V183H205ZM215 184H216V183H215ZM217 184H218V183H217ZM255 184H256V183H255ZM257 184H258V183H257ZM257 184H256V185H257ZM83 185H84V184H83ZM159 185H160V184H159ZM203 185H204V183H203L201 186H203ZM225 185H227V184H225ZM228 185H229V184H228ZM258 185L260 186L261 184H258ZM59 186H60V185H59ZM182 186H183V185H182ZM210 186H211V184H210ZM214 186H215V185H214ZM216 186H218V185H216ZM216 186H215V187H216ZM219 186H220V185H219ZM231 186H233V185L231 184ZM231 186H230V187H231ZM244 186H247V185L245 184ZM259 186H258V187H259ZM81 187H82V186H81ZM173 187H174V186H173ZM173 187H172V188H173ZM197 187H198V185H197ZM215 187H214V188H215ZM252 187H253V186H252ZM260 187H263V184H262V186H260ZM63 188H64V186H63ZM155 188H156V185H155ZM161 188H162V187H161ZM169 188H170V187H169ZM172 188H171V191H172ZM198 188H199V187H198ZM198 188H196V189H198ZM202 188H203V187H202ZM212 188H213V187H212ZM220 188H221V187H220ZM226 188H227V187H226ZM226 188H225V189H226ZM240 188H241V186H240ZM145 189H146V188H145ZM153 189H154V188H153ZM158 189H160V188H158ZM203 189L205 190V188H203ZM207 189H208V188H207ZM210 189H211V188H210ZM221 189H222V188H221ZM227 189H228V188H227ZM250 189H251V187H250ZM253 189H256V187H254ZM253 189H252V190H253ZM261 189L263 190L264 188H261ZM261 189H260V191H261ZM86 190H87V189H86ZM155 190H156V189H155ZM155 190H154V191H155ZM198 190H200V188H199ZM213 190H214V189H213ZM215 190H216V189H215ZM215 190H214V191H215ZM233 190H236V189H233ZM233 190H232V191H233ZM240 190H241V189H240ZM258 190H259V189H258ZM135 191H136V190H135ZM138 191H139V190H138ZM138 191H137V192H138ZM142 191H143V190H142ZM150 191H151V190H150ZM161 191H162V190H161ZM174 191L176 192V189H175V188H174ZM192 191H193V189H192ZM216 191H217V190H216ZM216 191H215V192H216ZM218 191H219V190H218ZM218 191H217V195H216V196H218V198L216 199L217 201L215 200L216 203H218V204L214 203V205L216 204V207H215V208L213 207V208H214V211H216V213H217V211H219V212L222 213L223 216H224V215H227V214H225L226 211L223 210V208H224L225 206L222 207V206H223V205H222V202H223L224 200L226 201V200H228V199H229V200H230V199L235 200V196H229L228 194H225L226 192H225V193H222L221 190H220L219 192H218ZM253 191H254V190H253ZM14 192H15V191H14ZM17 192H18V191H17ZM131 192H132V191H131ZM157 192H158V191H157ZM157 192H156V194H157ZM168 192H169V191H168ZM175 192H173L172 194H174ZM207 192H208V191H207ZM228 192H229V191H228ZM243 192H244V188H243ZM243 192H241V193L239 192V193H240L241 195H244ZM262 192H263V191H262ZM262 192H260V193H262ZM143 193H145V191H143ZM146 193H147V192H146ZM158 193H159V192H158ZM161 193H162V192H161ZM163 193H164V192H163ZM209 193H211V191H210ZM229 193H230V192H229ZM233 193H234V192H233ZM235 193H236V191H235ZM239 193H237V194H239ZM242 193H243V194H242ZM257 193H258V192H257ZM263 193H264V192H263ZM88 194H89V193H88ZM132 194H133V193H132ZM134 194H135V193H134ZM156 194H155V195H156ZM192 194H193V193H192ZM202 194H203V193H202ZM231 194H232V192H231ZM252 194H254V193H252ZM258 194H259V193H258ZM17 195H18V193H17ZM129 195H130V194H129ZM136 195L138 196V194H136ZM140 195L142 196V194H140ZM162 195H163V194H162ZM175 195H176V194H175ZM180 195H181V194H179V196H180ZM200 195H201V192H200ZM209 195H210V194H209ZM248 195H249V194H248ZM250 195H251V194H250ZM12 196H14V193H13ZM15 196H16V195H15ZM23 196H24V194H23ZM130 196H131V195H130ZM137 196H135V197L137 198ZM141 196H140V197H141ZM205 196H206V195H205ZM252 196H253V195H252ZM9 197H10V196H9ZM135 197H134V198H135ZM142 197H143V196H142ZM165 197H166V196H165ZM165 197H164V198H165ZM176 197H177V196H176ZM202 197H203V196H202ZM213 197H214V196H213ZM237 197H238V196H237ZM237 197H236V198H237ZM243 197L245 198V196H243ZM259 197H260V196H259ZM43 198H44V197H43ZM77 198H78V197H77ZM77 198H76V199H77ZM136 198H135V199H136ZM147 198H148V197H147ZM159 198H160V197H159ZM161 198H162V197H161ZM161 198H160V199H161ZM187 198H188V197H187ZM199 198H200V197H199ZM207 198H208V197H207ZM249 198H250V197H249ZM257 198H258V196H257ZM257 198H256L255 200H258ZM262 198H263V197H262ZM11 199H13V201H14L15 197H14V198H11ZM76 199H75V200H76ZM132 199H133V198H132ZM144 199H145V197H144ZM144 199H141V200H144ZM176 199H177V198H176ZM203 199H205V198L203 197ZM214 199H215V198H214ZM240 199H241V197H240ZM245 199H246V198H245ZM250 199H251V198H250ZM260 199H261V198H259V200H260ZM23 200H24V199H23ZM110 200H111V199H110ZM177 200H182V199H177ZM186 200H187V199H186ZM205 200H206V199H205ZM209 200H210V199H209ZM212 200H213V199H212ZM212 200H211V201H212ZM229 200H228V201H229ZM241 200H242V199H241ZM241 200H240V201H241ZM263 200H264V199H263ZM9 201H10V204H11V200H9ZM9 201H8V202H9ZM34 201H35V200H34ZM111 201H112V200H111ZM191 201H192V200H191ZM207 201H208V200H207ZM215 201L213 200V202H215ZM240 201H239V202H240ZM243 201H244V200H243ZM4 202H6V201H4ZM35 202H37V201H35ZM35 202H34V203H35ZM141 202H142V201H140V203H141ZM158 202H159V201H158ZM163 202H164V201H163ZM163 202H162V203H163ZM188 202H189V201H188ZM188 202H187V203H188ZM200 202H201V201H200ZM230 202H231V201H230ZM239 202H238V203H237V202H234V203H235V204L237 203V204L239 205V207H240V206H242V205H240ZM246 202H247V201H246ZM246 202H245V203H246ZM253 202H254V201H253ZM260 202H261V201H260ZM28 203H31V201L28 202ZM32 203H33V202H32ZM105 203H106V202H105ZM136 203H138V202H136ZM136 203H135V204H136ZM154 203H155V202H154ZM162 203L160 202L161 206L163 207ZM180 203H181V202H180ZM187 203H186V204H187ZM207 203H208V202H207ZM207 203H206V204H207ZM209 203H210V202H209ZM209 203H208V204H209ZM211 203H212V202H211ZM211 203H210V204H211ZM231 203H232V202H231ZM231 203H230V204H231ZM245 203L242 202L243 205H244ZM248 203H249V202H248ZM258 203H259V202H258ZM3 204H4V203H3ZM8 204H9V203H8ZM23 204H24V203H22L21 205H23ZM25 204H27V203H25ZM36 204H37V203H36ZM47 204H48V203H47ZM49 204H50V203H49ZM152 204H153V203H152ZM183 204H184V203H183ZM226 204H227V203H226ZM4 205H5V204H4ZM29 205H30V204H29ZM33 205H35V204H33ZM33 205H32V206H33ZM41 205H42V204H41ZM140 205H141V204H140ZM148 205H149V204H148ZM148 205H147V207H148ZM150 205H151V203H150ZM157 205H159V204H157ZM193 205H194V203H193ZM211 205H212V204H211ZM214 205H212V206H214ZM255 205H256V203H255ZM2 206H3V205H2ZM15 206H16V205H15ZM48 206H51V204L48 205ZM154 206H156V203H155V205L153 204V207H154ZM159 206H160V205H159ZM180 206H181V205H180ZM183 206H184V205H183ZM208 206H209V205H207L206 207H208ZM231 206H232V204H231ZM259 206H260V204H259ZM262 206H264V205L262 204ZM18 207H19V206H18ZM21 207H22V206H21ZM30 207H31V205H30ZM30 207L27 206V208H30ZM140 207H141V206H140ZM147 207L145 206V208H147ZM153 207H152V208H153ZM157 207H158V206H157ZM202 207H203V206H202ZM232 207H233V206H232ZM232 207H231V208H232ZM5 208H6V207H5ZM5 208H3V209H5ZM7 208H8V207H7ZM7 208H6V209H7ZM19 208H20V207H19ZM31 208H33V207H31ZM35 208H36V206H35ZM35 208H34V209H35ZM150 208H151V207H150ZM154 208H155V207H154ZM159 208H160V207H159ZM165 208H166V206L164 207V209H165ZM185 208H186V206H185ZM187 208H189V207L187 206ZM191 208H192V207H191ZM229 208H230V207H229ZM236 208H237V206H236ZM255 208H256V207H255ZM39 209H40V208H39ZM46 209L48 210L49 207H47ZM46 209H45V210H46ZM143 209H144V208H142V210H143ZM147 209L150 210L149 207H148ZM147 209H144V210H147ZM155 209H156V208H155ZM157 209H158V208H157ZM164 209H163V210H164ZM207 209H208V208H207ZM215 209H217V210H215ZM237 209H238V208H237ZM241 209H244L243 206H242ZM259 209H260V208H259ZM261 209H262V208H261ZM8 210H9V208H8ZM11 210H12V209H11ZM14 210H15V209H14ZM20 210L23 211V207H22ZM32 210H33V209H32ZM37 210H38V208H37ZM40 210H41V209H40ZM40 210H38V211H40ZM45 210H42V211H45ZM135 210H136V208H135ZM163 210H161V211L163 212ZM175 210H176V209H175ZM175 210L172 212V210H169V209L166 210V209H165L164 212H166V211L169 212V211H170V212L174 213ZM202 210H203V209H202ZM245 210H246V208H245ZM245 210H244V211H245ZM3 211H4V210H3ZM5 211H6V210H5ZM5 211H4V213H5ZM18 211H19V210H18ZM18 211H17V213H18ZM26 211H27V210H26ZM139 211H140V210H139ZM139 211H136V212L140 213L141 211H140V212H139ZM150 211H151V210H150ZM157 211H158V210H157ZM177 211H178V210H177ZM177 211H176V213H177ZM185 211H186V209H185ZM227 211H228V210H227ZM236 211L238 212V210L235 209V212H234V213H237ZM244 211H243V212H244ZM248 211L250 212V210H248ZM252 211H253V210H252ZM257 211H258V209H257ZM8 212H9V211H8ZM19 212H21V211H19ZM24 212H25V211H24ZM30 212L33 213V211H31V210H30ZM30 212H28V213H30ZM46 212H47V211H46ZM48 212H49V211H48ZM136 212H135V213H136ZM152 212H153V211H151V214H152ZM162 212L159 211L158 213L160 214V213H162ZM187 212H188V211H187ZM190 212H191V211H190ZM203 212L205 213V211H203ZM203 212H202V214H203ZM208 212H209V211H208ZM219 212H218V213H219ZM241 212H242V211H241ZM260 212H261V211H260ZM14 213H15V211H14ZM17 213H16V214H17ZM25 213H26V214H25V217H26L27 212H25ZM43 213H44V212H43ZM79 213H81V212H79ZM153 213H154V212H153ZM179 213H181V212H179ZM220 213H219V214H220ZM16 214H15V215H16ZM19 214H20V213H19ZM22 214L24 215V213H22ZM37 214H38V213H37ZM39 214H40V213H39ZM129 214H130V213H129ZM156 214H157V213H156ZM159 214H157V215H159ZM166 214H167V213H165L164 215L167 216V215H169L170 213L167 214V215H166ZM183 214H185V213H184V209H183ZM183 214H180V215H183ZM202 214H201V215H202ZM205 214H206V213H205ZM212 214H213V212H212ZM212 214H211V215L209 214V215L212 217ZM219 214H218V216H219ZM231 214H232V213H231ZM245 214L247 215L248 213H245ZM28 215H29V214H28ZM35 215H36V214H34V216H35ZM93 215H94V214H93ZM125 215H126V214H125ZM134 215H137V217H138L139 214H134ZM134 215H133V217H136V216H134ZM142 215H143V214H142ZM153 215H154V214H153ZM172 215H173V214H172ZM174 215H175V214H174ZM174 215H173V216H174ZM178 215H179V214H178ZM180 215H179V216H180ZM234 215H235V214H234ZM234 215H232V216H234ZM238 215H239V213H238ZM243 215H244V214H243ZM243 215H242V216H243ZM17 216H18V215H17ZM19 216H20V215H19ZM34 216H33V217H34ZM36 216H37V215H36ZM75 216H76V215H75ZM130 216H131V215H130ZM143 216H144V215H143ZM176 216H177V215H176ZM194 216H195V215H194ZM213 216H215V214H214ZM229 216H230V215H229ZM229 216H228V217H229ZM232 216H231V217H232ZM5 217H6V216H5ZM7 217H8V216H7ZM7 217H6V218H7ZM25 217H24V218H25ZM29 217H32V216H29ZM33 217H32V218H33ZM91 217H92V216H91ZM102 217H103V215H102V213H101V214H98V215L93 216V217H92V220L88 221V222H89V223H88V226H87L85 229L88 231V233H89V231H92L91 233H93V234H90V239H89V237H87V238H88V240H87V244H88L89 242H94L93 244L91 243V245L96 246V243L99 242V241L95 242V240H97L98 233L102 232V231H101L102 226H101V223L99 222V220L102 219ZM126 217H127V216H126ZM144 217H145V216H144ZM170 217H171V216H170ZM215 217H216V216H215ZM215 217H214V218H215ZM220 217H222V216L220 215ZM224 217H225V216H224ZM243 217H244V216H243ZM261 217H262V216H261ZM9 218H10V217H8V219H7L8 221L10 220ZM18 218H19V217H18ZM77 218H78V216H77ZM79 218H80V220L83 218V214H82V213L80 214V217H79ZM129 218H131V217H129ZM145 218H146V217H145ZM178 218H180V217H178ZM186 218H187V216H186ZM203 218H204V216H203ZM206 218H207V216H206ZM218 218H219V217H217L216 219L220 221V219H218ZM226 218H227V217H226ZM235 218H236V217H235ZM244 218H246V217H244ZM28 219H29V218H28ZM28 219H27V220H28ZM30 219H31V218H30ZM35 219H36V217H35ZM141 219H142V218H141ZM175 219H177V218H175ZM198 219H199V218H198ZM201 219H202V218H201ZM222 219H223V218H222ZM227 219H228V218H227ZM227 219H225V220H227ZM240 219H241V217H240ZM242 219H243V218H242ZM242 219H241V220H242ZM25 220H26V219H25ZM25 220H24V221H25ZM31 220H32V219H31ZM33 220H34V219H33ZM135 220L138 221V219H136V218H135ZM142 220H143V219H142ZM152 220H153V219H152ZM156 220H157V219H156ZM173 220H174V219H173ZM202 220L205 221V220H207V219H202ZM208 220H210V222H211V221L214 222V220H211L210 217H209ZM229 220H230V217H229ZM247 220H248V219H247ZM249 220H250V219H249ZM10 221H11V220H10ZM29 221H30V220H29ZM77 221H78V220H77ZM145 221H146V220H145ZM153 221H154V220H153ZM174 221H175V220H174ZM221 221H223V220H221ZM227 221H228V220H227ZM235 221H236V220H235ZM237 221H238V220H237ZM251 221H252V220H251ZM134 222H135V221H134ZM143 222H144V221H142V223H143ZM159 222H160V221H159ZM159 222H158V223H159ZM189 222H190V221H189ZM213 222H212V223H213ZM233 222H234V221H233ZM243 222H244V221H243ZM245 222H246V221H245ZM7 223H8V222H7ZM9 223H10V222H9ZM9 223H8V224H9ZM26 223H27V222H26ZM136 223H137V222H136ZM140 223H141V222L139 221V225H142V224H140ZM201 223H202V222H201ZM216 223H218V221H217ZM221 223H222V222H221ZM239 223H241V222L239 221ZM249 223L251 224L250 221H249ZM255 223H256V222H255ZM15 224H16V222H15ZM38 224H39V223H38ZM153 224H155V222H153ZM153 224L151 223L150 226H147L146 228H148L150 231H153V233L155 234V231H157V230L155 229L156 226H154ZM203 224H204V223H203ZM207 224H208V222H207ZM223 224H224V223H223ZM233 224H234V223H233ZM233 224H231V225H233ZM250 224H249V225H250ZM252 224H253V223H252ZM252 224H251V225H252ZM6 225H7V224H6ZM10 225H11V223H10ZM16 225H17V224H16ZM16 225H15V226H16ZM137 225H138V224H137ZM147 225H149V224H147ZM152 225H153V226H152ZM189 225H190V224H189ZM195 225H196V224H195ZM200 225H201V224L199 223V227H200ZM208 225H209V224H208ZM227 225H228V224H227ZM231 225H230V226H231ZM247 225H248V223L246 224V227H247ZM12 226H13V224H12ZM143 226H146V224L143 225ZM191 226H192V225H191ZM202 226H203V225H202ZM204 226H205V225H204ZM234 226H235V225H234ZM237 226L240 227V225H237ZM237 226H235V227H237ZM244 226H245V225H244ZM7 227H8V226H7ZM7 227H6V228H7ZM38 227H39V226L37 225V228H38ZM141 227H142V226H141ZM199 227H198V228H199ZM212 227L214 228V226H212ZM220 227H221V226H220ZM222 227H223V226H222ZM224 227H226V226H224ZM232 227H233V226H232ZM232 227H231V228H232ZM11 228H12V227H11ZM37 228H36V229H37ZM83 228H84V227H83ZM187 228H188V227H187ZM204 228H205V227H204ZM210 228H211V227H210ZM213 228H212V229H213ZM240 228L242 229V227H240ZM14 229H17V228H14ZM19 229L21 230L20 225H19ZM24 229H26V228H24ZM143 229H144V227H143ZM163 229H164V228H163ZM189 229H190V228H189ZM189 229H188V230H189ZM214 229H215V228H214ZM229 229H230V227H229ZM237 229H238V227H237ZM243 229H244V228H243ZM254 229H255V228H254ZM4 230H5V229H4ZM103 230H104V228H103ZM149 230L146 231V232H149ZM203 230H204V229H203ZM215 230H216V229H215ZM223 230H224V229H223ZM225 230H227V229H225ZM232 230H234V227H233ZM7 231H9V229H8ZM11 231H12V230H11ZM11 231H10V232H11ZM13 231H14V230H13ZM82 231H83V230H82ZM82 231H81V232H82ZM160 231H161V233L164 232V230H162V229H161ZM160 231H159V232H160ZM206 231H208V230H206ZM227 231H228V230H227ZM234 231H236V230H234ZM234 231H233V233H235ZM244 231H245V230H244ZM256 231H257V230H256ZM258 231H259V230H258ZM157 232H158V231H157ZM159 232H158V233H159ZM166 232H167V231H166ZM201 232H202V231H201ZM208 232H209V231H208ZM230 232H231V231H230ZM254 232H255V231H254ZM17 233H19V232H17ZM88 233H87V234H88ZM161 233H160V234H161ZM214 233H215V232H214ZM8 234H9V232H8ZM8 234H7V236H8ZM34 234H36V233H34ZM80 234H81V233H80ZM102 234H104V235L107 237L106 241L104 242L105 250L108 251V252H109L110 254H112L113 256L115 255V256L120 257L121 255H123V256H124L123 258L125 259V257H127V256H125V253L122 254V252H124V251L122 250V252H121V248L119 247L118 243H116V242L111 238V236H109V234H107V232H102ZM160 234H159V235H160ZM162 234H163V233H162ZM162 234H161V235H162ZM164 234H165V232H164ZM198 234H201V233H198ZM229 234H230V233H229ZM258 234H259V233H258ZM261 234H262V233H261ZM11 235H12V233L10 234V236H11ZM22 235H23V233H22ZM147 235H148V234H147ZM150 235H152V232H151ZM165 235H167V234H165ZM247 235H248V234H247ZM255 235H256V234H255ZM255 235H254V236H255ZM148 236H149V235H148ZM148 236H147V237H148ZM171 236H173V235H171ZM219 236H220V235H219ZM248 236H249V235H248ZM258 236H259V235H258ZM260 236H262V235H260ZM18 237H19V235H18ZM153 237H154V236H153ZM153 237H152V239H153ZM7 238H8V237H7ZM19 238H20V237H19ZM23 238H24V237H23ZM93 238H94V239H93ZM150 238H151V237H150ZM169 238H170V236H169ZM262 238H264V237H262ZM104 239H105V238H104ZM147 239H148V238H147ZM16 240H18V238H17ZM83 240H84V239H83ZM148 240H149V239H148ZM101 241H102V240H101ZM146 241H147V240H146ZM146 241H145V243H146ZM19 242H20V240H19ZM43 242H45V241H43ZM78 242H79V241H78ZM81 242H83V241H81ZM84 242H85V241H84ZM151 242H152V241H151ZM151 242H149V244H150ZM258 242H259V241H258ZM262 242H264V241H262ZM6 243H7V242H6ZM16 243H18V241H17ZM147 243H148V241H147ZM15 245H17V244H15ZM15 245H14V246H15ZM100 245H101V244H100ZM100 245H99V246H100ZM151 245H152V244H150L149 246H151ZM48 246H49V244H48ZM99 246H98V247H99ZM120 246H121V245H120ZM16 247H17V246H16ZM90 247H91V246H90ZM98 247H97V248H98ZM14 248H15V247H14ZM97 248H95V249H97ZM91 249H93V248L91 247ZM91 249H90V250H91ZM98 250H99V249H98ZM43 253H45V252H43ZM50 253H51V252H50ZM19 255H20V254H18V256H19ZM36 255H37V254H36ZM97 255H98V254H97ZM103 255H104V254H103ZM38 256H39V255H38ZM35 257H36V256H35ZM19 258H20V257H19ZM25 258H26V257H25ZM111 258H113V257L111 256ZM120 258H122V257H120ZM120 258H119V259H120ZM41 259H42V258H41ZM41 259H40V261H41ZM127 259H128V258H126L125 260L127 261ZM157 259H158V258H157ZM157 259H155L154 257L151 256V257H149V261H148V263H149V264H153V263H155V261H156V262L159 261V260H157ZM17 260H19V259H17ZM17 260H16V261H17ZM53 260H54V259H53ZM112 260H114V259H112ZM26 261H27V258H26ZM36 261H37V260H36ZM48 261H49V260H48ZM120 261H121V259H120ZM17 262H18V261H17ZM116 262H119V260H117ZM116 262H115V263H116ZM14 263H15V261H14ZM14 263H13V264H14ZM157 263H158V262H157ZM15 264H16V263H15ZM37 264H38V263H37ZM43 264H44V263H43ZM58 264H59V263H58ZM119 264H120V263H119ZM155 264H156V263H155ZM158 264H159V263H158Z\"/></svg>",
    "mask_w": 264,
    "mask_h": 264
}]
</instances>
